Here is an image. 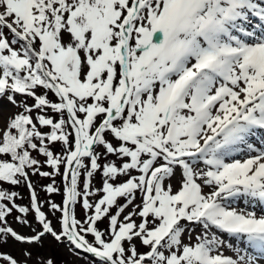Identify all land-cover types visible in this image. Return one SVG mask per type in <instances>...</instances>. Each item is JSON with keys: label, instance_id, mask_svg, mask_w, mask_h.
I'll list each match as a JSON object with an SVG mask.
<instances>
[{"label": "snow or ice", "instance_id": "snow-or-ice-1", "mask_svg": "<svg viewBox=\"0 0 264 264\" xmlns=\"http://www.w3.org/2000/svg\"><path fill=\"white\" fill-rule=\"evenodd\" d=\"M5 98L0 264H264V0H0Z\"/></svg>", "mask_w": 264, "mask_h": 264}, {"label": "rangeland", "instance_id": "rangeland-1", "mask_svg": "<svg viewBox=\"0 0 264 264\" xmlns=\"http://www.w3.org/2000/svg\"><path fill=\"white\" fill-rule=\"evenodd\" d=\"M17 99H21L20 96H17ZM29 103H32L31 100L28 101ZM19 111V109L15 108L14 106L10 105L6 98L3 100H0V115L2 116H11L15 112ZM34 115V114H33ZM3 124V121L0 120V125ZM43 131H47V129H42ZM58 147V146H57ZM34 156L37 155V153H33ZM39 159H43V157H38ZM42 170L44 171H50L47 167H44ZM33 183L36 187V192L38 197L41 201L46 199H52L57 203H61L62 201V195L58 193L51 194L49 196L48 193H46L43 190V186L51 183V180L49 178H41L38 176L32 177ZM57 185L60 184V177H56ZM94 183L96 186H99V177L97 176L94 180ZM0 187H3L9 191H17L20 193V195L23 197V199H18L17 203L22 205H27L30 200V194L28 192V189L26 186H12L6 183L0 182ZM139 202V200H137ZM237 207H243V202H238ZM131 208L127 209V211H130ZM257 214H260L261 209L258 207L256 209ZM77 213L78 215H83L82 210L77 206ZM126 214V213H125ZM9 221L11 222L13 220V216L8 217ZM31 219V217H29ZM55 223V220L53 221ZM107 224V221H104L100 224L101 228H104ZM13 227H16L18 231H25L24 229H21L18 225L13 224ZM29 246L27 245H19L14 244L10 242L8 245L0 246V251L9 252L13 256H15L17 259H23L24 257L21 255V250L24 248H27ZM30 250L32 251V259L29 261V264H36L37 260L40 258L48 259L51 258L55 261V264H85V262L80 259L77 255H75L73 252H70L67 247L64 245L57 244L54 240H52L50 237H45L43 241V246H31ZM226 255H232L231 252H225Z\"/></svg>", "mask_w": 264, "mask_h": 264}]
</instances>
